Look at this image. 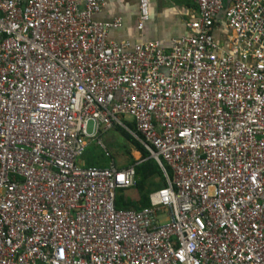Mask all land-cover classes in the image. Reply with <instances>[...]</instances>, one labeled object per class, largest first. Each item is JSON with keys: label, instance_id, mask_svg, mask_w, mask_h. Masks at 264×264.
Listing matches in <instances>:
<instances>
[{"label": "built area", "instance_id": "obj_1", "mask_svg": "<svg viewBox=\"0 0 264 264\" xmlns=\"http://www.w3.org/2000/svg\"><path fill=\"white\" fill-rule=\"evenodd\" d=\"M103 1L0 0V264H264V0H192L167 49ZM116 126L164 176L139 209L141 158L81 163Z\"/></svg>", "mask_w": 264, "mask_h": 264}, {"label": "crops", "instance_id": "obj_2", "mask_svg": "<svg viewBox=\"0 0 264 264\" xmlns=\"http://www.w3.org/2000/svg\"><path fill=\"white\" fill-rule=\"evenodd\" d=\"M148 4L149 17L141 29H138L136 25L138 17L137 0H104L101 11L96 14V18L107 20L119 17L122 19V27L110 31V40L120 41L126 39L130 42L158 40L167 49L171 38L189 33L186 23L197 16V10L192 0H148ZM219 24L221 26V23ZM220 26L213 31V35L218 41L225 42L231 32ZM125 138L127 139L126 136ZM105 151L109 159L110 156H108L107 150ZM108 159L103 164L101 161L96 162L100 163L98 166H105L110 162V159ZM81 163L85 165L83 155ZM126 191L130 193L129 189ZM134 197L129 196L131 200L136 199V192Z\"/></svg>", "mask_w": 264, "mask_h": 264}, {"label": "trees", "instance_id": "obj_3", "mask_svg": "<svg viewBox=\"0 0 264 264\" xmlns=\"http://www.w3.org/2000/svg\"><path fill=\"white\" fill-rule=\"evenodd\" d=\"M129 125L133 127L131 124ZM116 127L121 130V132L127 137V139H129L133 143L134 147L141 153L142 160L134 165L135 184L131 188H133L136 192V199L131 200L129 196L124 192L126 191V189H121L117 192L115 196L114 205L117 209H139L140 207L149 204L148 195L152 190L161 188L165 184L164 176L157 162L153 158L149 157V153L121 127ZM88 147L89 145L87 146L86 151L83 154V157L85 158V165L98 166L95 160L92 161V159L88 157ZM126 151L130 153L129 149H127ZM129 158V164H133L136 162L133 157L130 156ZM109 161L114 162L112 159H110ZM165 168L169 173L168 167L165 166Z\"/></svg>", "mask_w": 264, "mask_h": 264}, {"label": "rangeland", "instance_id": "obj_4", "mask_svg": "<svg viewBox=\"0 0 264 264\" xmlns=\"http://www.w3.org/2000/svg\"><path fill=\"white\" fill-rule=\"evenodd\" d=\"M100 140L105 146V150H107L108 156H110V159H112L116 165L129 163L130 156L133 157V159L141 158V154L138 151L136 152L133 144L125 138L121 130L117 127H112L109 130L103 132L100 135ZM88 148V157H90L92 161H101L102 164L107 161L108 158L105 153L106 151H104V149L100 147L96 142H91ZM127 149H129L130 153L126 151ZM96 164L98 165L100 163L96 162ZM124 192L128 196L135 198V190L133 188H129L130 193H128V191Z\"/></svg>", "mask_w": 264, "mask_h": 264}]
</instances>
